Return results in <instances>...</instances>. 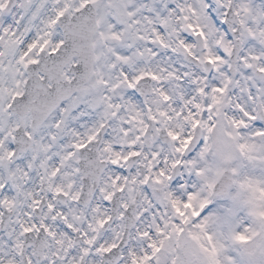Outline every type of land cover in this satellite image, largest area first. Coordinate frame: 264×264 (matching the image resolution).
I'll use <instances>...</instances> for the list:
<instances>
[{"label":"snow or ice","instance_id":"1","mask_svg":"<svg viewBox=\"0 0 264 264\" xmlns=\"http://www.w3.org/2000/svg\"><path fill=\"white\" fill-rule=\"evenodd\" d=\"M0 264H264V0H0Z\"/></svg>","mask_w":264,"mask_h":264}]
</instances>
